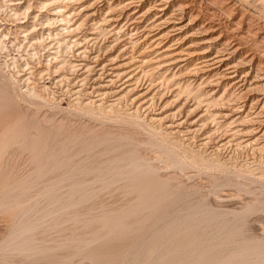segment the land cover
Instances as JSON below:
<instances>
[{
  "label": "rangeland",
  "instance_id": "rangeland-1",
  "mask_svg": "<svg viewBox=\"0 0 264 264\" xmlns=\"http://www.w3.org/2000/svg\"><path fill=\"white\" fill-rule=\"evenodd\" d=\"M93 1L74 3L76 13L80 11L76 17L72 15L74 22L92 12L89 4ZM260 1L232 0V3L235 2V8L243 7L247 15L253 12L248 16H252L254 23L264 18ZM146 6L148 4L144 8ZM243 11L240 9L238 16ZM155 12L151 11L146 21L158 14ZM188 19L184 18L180 24L187 23ZM227 19L223 18L228 22ZM123 21L124 18L121 23ZM255 23L263 24L264 19ZM196 27L186 30L196 31ZM82 30L77 34L93 31L87 26ZM112 33L102 36L106 40L102 45L114 44ZM122 34L118 35L117 42L123 48L128 36ZM173 37L164 41L158 52L148 49L150 57L159 55L168 44L178 51L179 44L184 48L189 45L198 48L202 41L200 33L182 43L176 40L177 44L174 39L178 35ZM115 48L108 50L107 55H116L119 49L114 52ZM212 51L215 53V49ZM107 55H104L106 60L112 57ZM122 56L117 62L127 60V54ZM73 59L80 61L76 56ZM242 68L235 78L249 69L248 66ZM2 71L0 68V264H130L136 256L151 254L153 258L170 257L166 258L169 264H201L202 261L204 264L205 260L206 264L208 259L207 264L264 263L261 260L264 259V151L259 150V153L257 149L236 147L231 143L220 154L229 155L234 163L242 164L241 167L237 163L241 168L237 164H198L189 159L181 147L177 149L176 145L162 140L145 122L125 115L88 113L74 106L75 98H79L74 91L79 85L75 84L74 90L68 93L65 85L53 88L55 97L67 102L60 106L56 102L59 99H53L51 94L42 97L28 94L25 88L22 90L11 82L5 69ZM91 77L88 92L93 90L92 81L97 74ZM110 78L103 77L101 83H108ZM129 78L126 75L117 79L112 90L127 86ZM145 86L147 84L139 86L137 91L141 93ZM95 92L92 96L82 93V99L88 96L97 99ZM252 95L261 96L260 92ZM168 96L171 95L164 94L163 98L170 99V106L161 101L155 107L156 114L171 116L179 112ZM111 99L113 97L109 96L105 101L108 103ZM127 103L129 105L130 100ZM192 103L190 101L188 106ZM204 105L205 102L203 111ZM199 112L191 121H196L202 113ZM182 114L175 117V121H182ZM245 123L247 130L252 129L251 121ZM188 124H183L181 129L185 130ZM215 124L210 120L211 127ZM220 130L218 136L223 135L224 130ZM224 134L227 133L224 131ZM169 212H172L170 218ZM164 226L175 228L168 233L162 231ZM147 245L153 248L141 250ZM204 256L209 258L201 260Z\"/></svg>",
  "mask_w": 264,
  "mask_h": 264
},
{
  "label": "bare ground",
  "instance_id": "bare-ground-1",
  "mask_svg": "<svg viewBox=\"0 0 264 264\" xmlns=\"http://www.w3.org/2000/svg\"><path fill=\"white\" fill-rule=\"evenodd\" d=\"M79 1L81 0H0V68L3 71L5 69L11 82L15 83L14 85L20 86V89L25 88L24 91L33 94L34 97L51 94L53 99H59L56 102L60 106L67 102L63 98H56V91L53 88L65 85L66 93H68L75 87V84L79 85L74 91L79 96L75 98L74 106L88 113L125 115L135 119L134 121L145 122L160 135L157 134L162 140L181 147L184 154L198 164L205 165L213 162H215L213 164L223 166L239 164V162L234 163L229 155L220 154L221 150L231 143L236 147H250L251 150L257 149L263 153L264 49L262 50L261 47H264V23L255 22H261L264 18L253 23L252 16H248L253 12L247 15L241 6L239 7L244 13L238 16L240 9L235 8L237 6L235 2L232 3V0H94L92 4H89L93 9L92 12L82 20L79 18V22L78 20L74 22L72 15L76 17L75 14L79 15L80 12L76 13L74 3L78 4ZM260 2L264 7V0ZM146 4L148 6L144 8ZM130 7L133 10L129 12ZM153 10H156L155 13L158 14L146 21ZM186 17L189 18L187 23L180 24ZM225 17L226 19L228 17V22L223 20ZM27 18H32V20L29 22ZM123 18L125 21L121 23ZM85 26L93 31L82 35L77 34L81 33ZM195 26H197L196 31L187 32V28L195 29ZM217 31L219 33L212 36ZM109 33L115 36L114 44L111 45L110 42L108 45H102L101 43L106 42L102 36H107ZM120 33H123L121 36H128L127 40H124L127 42L123 44V48L117 42ZM197 33L202 35L198 48H191L194 45H189L187 49L182 47L183 44H179L180 49L177 51L172 50L171 44H168L159 55L150 57L148 54V49L153 51L152 53L158 52L162 43L169 38H174L173 36L178 35L174 41L178 40L182 43L181 41L191 40ZM48 39L55 43L47 44ZM174 44L175 42L172 45ZM114 46H116L114 52L118 49L119 52L116 55H107L108 50L113 49ZM213 49L215 53L212 54ZM105 54L107 57H112L106 60L104 59ZM123 54H127V60L123 63L117 62ZM74 56L79 57L80 61L76 62L73 59ZM127 66L131 68L125 71L124 68ZM244 66H248L249 69L243 70L241 75L235 78L236 73ZM93 73L97 74V77L92 81L93 90L88 92L87 86L90 84ZM126 75L130 76L128 79L130 83L125 85V88L112 90V84ZM248 76L250 79L247 78ZM103 77L111 78L107 80L108 83H101ZM193 77L195 78L192 80ZM144 84L147 86L139 93L138 87ZM94 89H97V99L90 96L82 99V93L91 95L95 92ZM256 92H260L261 96L252 95ZM164 94L171 95L168 97L174 102L175 109L179 110L177 114L162 116V113H155V107L160 105L161 101L169 103L168 106H170V99L163 98ZM109 96L113 99L107 103L105 99ZM128 100H130L129 105L126 104ZM190 101L193 103L189 107ZM204 102L206 108L203 111ZM199 111L202 112L201 115L196 121H191L192 117L200 113ZM182 112L184 119L175 121L174 118ZM210 120L214 124L216 122L215 127L210 126ZM248 121H251L250 128L252 129L247 130L248 127H244V124L246 125L245 122L248 123ZM185 123L188 126L183 130L181 128ZM218 129H223L227 134L223 131L225 136L219 135V137ZM192 144L197 148L195 149ZM177 149L180 148L177 147ZM207 150L210 151H208L209 154H206ZM238 164L237 166L241 163ZM170 213L172 212L167 214L168 217L171 216ZM167 226L166 228L164 226L165 230L162 231L169 233L175 228L171 229ZM147 247H141V250L153 248L152 246L150 249ZM254 251L255 249H252V252ZM151 255H148L149 257L147 255L146 257L134 256L136 261L134 262L135 259L132 257L131 262L161 264L163 261L168 263L170 258L162 255L153 258ZM205 258L209 257L204 256L201 260ZM208 260L207 263H209ZM164 262L163 264H166Z\"/></svg>",
  "mask_w": 264,
  "mask_h": 264
}]
</instances>
